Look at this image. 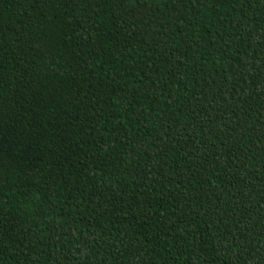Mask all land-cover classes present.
I'll return each instance as SVG.
<instances>
[{
	"label": "trees",
	"instance_id": "1",
	"mask_svg": "<svg viewBox=\"0 0 264 264\" xmlns=\"http://www.w3.org/2000/svg\"><path fill=\"white\" fill-rule=\"evenodd\" d=\"M0 264H264V0H0Z\"/></svg>",
	"mask_w": 264,
	"mask_h": 264
}]
</instances>
